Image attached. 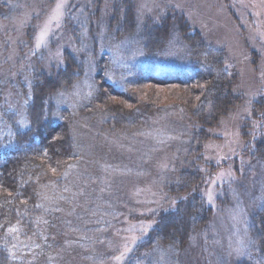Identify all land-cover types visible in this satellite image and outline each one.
<instances>
[{
  "label": "rangeland",
  "instance_id": "rangeland-1",
  "mask_svg": "<svg viewBox=\"0 0 264 264\" xmlns=\"http://www.w3.org/2000/svg\"><path fill=\"white\" fill-rule=\"evenodd\" d=\"M110 3L0 0V139L9 129L5 111L24 120L32 77L44 73L48 78L70 58L85 65L72 87L52 95L75 148L64 168L49 166L46 181L38 185L40 223L50 224L54 251L30 263L245 264L253 245L252 217L264 198V161L253 155L264 128V114L255 117L264 96V0L116 1L133 19L129 40L138 41L161 24L169 30L168 46L174 51L182 44L178 30L185 25L224 53L229 73V106L218 115H206V110L202 118L181 101H192L193 108L197 99L186 87L120 83L129 89V101H111L131 117L137 113L138 125L118 123L116 115L105 121L111 112L93 96L94 40L102 53H111L112 67L141 56L135 42H113L107 33L108 14L116 6ZM42 32L46 35L38 45ZM104 70L109 80L119 82L113 71ZM185 173L197 175L196 184L176 187L191 177ZM189 193L202 197L209 216L198 232L185 237L182 251L173 255L169 248H139ZM128 247L132 250L117 260Z\"/></svg>",
  "mask_w": 264,
  "mask_h": 264
},
{
  "label": "trees",
  "instance_id": "trees-1",
  "mask_svg": "<svg viewBox=\"0 0 264 264\" xmlns=\"http://www.w3.org/2000/svg\"><path fill=\"white\" fill-rule=\"evenodd\" d=\"M116 1L120 0H111L110 6L116 5ZM116 6L108 14L107 33L112 34L113 42L124 39H127V43L135 42L139 45L141 56L129 65L112 67L113 56L109 52L107 55L102 53L101 45L94 40L93 96L98 97L101 109L107 108L111 112V117H107L105 121H111L116 115L114 119L118 123H142L135 112V120L130 122L134 118L130 116V112L121 104L111 101L113 97L129 101V89L120 85L127 80L131 81L129 85L148 83L186 87L197 99L193 108L192 101L184 98L181 101L195 117L202 118L206 110V115H211V112L218 115L226 110L230 100H226L225 88H229L230 81L224 65L225 55L221 50L207 46L199 34L185 25L178 30L182 44L174 51L168 46L169 30L161 24L155 26L152 32L143 33L138 41L129 40L134 34L133 19L128 14L127 7L119 10ZM83 65L82 61L75 62L70 58L63 68L54 70L48 78L44 73L32 77L30 93L25 98L23 121L17 120L18 117L10 110L3 114L10 122L6 121L8 124L5 127L8 126L9 129L3 130L4 137L0 139V264H31L34 258H46L53 254L50 224L41 226L42 209L36 206L39 198L38 185L42 180L46 181L49 166L64 168L75 145L69 124L58 115L52 95L61 88L72 87L82 76L85 68ZM106 67L113 71L110 72L119 82L108 79L104 70ZM257 106L261 107L256 118L264 114V96L257 101ZM259 134L253 155L259 161H264V128H260ZM198 135L197 133V139ZM187 175L191 176L190 173H185L184 177L187 178ZM190 178L176 187L186 189V185L190 186L191 182L196 184L197 175ZM188 195L178 201L176 208L163 215L148 242L139 248L146 245V248H169L168 251L173 255L182 251L185 237L198 232L209 216L202 197L198 193ZM41 228L46 230L42 231ZM250 231L253 245L244 262L264 264V198L252 217ZM42 232H48V235H42ZM138 250L140 249H136Z\"/></svg>",
  "mask_w": 264,
  "mask_h": 264
},
{
  "label": "snow or ice",
  "instance_id": "snow-or-ice-1",
  "mask_svg": "<svg viewBox=\"0 0 264 264\" xmlns=\"http://www.w3.org/2000/svg\"><path fill=\"white\" fill-rule=\"evenodd\" d=\"M60 7H61V5H57V8H58V9H59ZM45 35H46V32H42V33H41V36H40V38H39V40H38V45H39L40 42L43 41ZM149 227H151V225H149ZM13 230H15V229H13ZM135 243H136V240L134 239V240H133V244H135ZM131 250H132V249H131L130 247L126 248V251H125L124 253H121V256H120V257H117V260H121V259H123V258L128 254V252H130Z\"/></svg>",
  "mask_w": 264,
  "mask_h": 264
}]
</instances>
